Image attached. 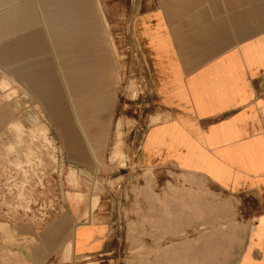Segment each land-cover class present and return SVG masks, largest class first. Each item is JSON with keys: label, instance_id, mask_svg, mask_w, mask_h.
Instances as JSON below:
<instances>
[{"label": "crops", "instance_id": "0c3cea01", "mask_svg": "<svg viewBox=\"0 0 264 264\" xmlns=\"http://www.w3.org/2000/svg\"><path fill=\"white\" fill-rule=\"evenodd\" d=\"M116 1L104 0L109 34L151 72L139 103L153 122L137 162L210 188L128 189L125 207L135 209L128 213L120 206L124 188L82 182L94 174L70 171L64 182L52 173L44 194L49 216L11 221L0 264H264V0H119V10ZM10 6L0 11L11 16L0 20V34L11 31V43L0 45L9 55L0 60H19L17 72H27L31 21L42 13L33 0ZM209 196L249 201L242 247L235 234L225 253L223 233L204 230L240 221L239 209L226 223L209 219ZM176 228L197 231L177 239Z\"/></svg>", "mask_w": 264, "mask_h": 264}, {"label": "rangeland", "instance_id": "374dc122", "mask_svg": "<svg viewBox=\"0 0 264 264\" xmlns=\"http://www.w3.org/2000/svg\"><path fill=\"white\" fill-rule=\"evenodd\" d=\"M33 1L39 6L34 10L42 13L43 23L38 16L31 21L28 71L21 67L17 72L23 64L19 60H0V240L11 239V221L49 216L44 194L50 190L49 178L54 173L62 175L64 182L70 171L86 177L94 174L97 178L82 182L93 187L124 188L126 195L120 197V206L128 213H135V209L125 207L130 198L128 189L210 188L199 178L137 162L140 138L153 122L139 103L151 86V72L136 67L135 53L121 46L119 35L109 34L104 0ZM25 3L0 0V11L10 4ZM116 9H120L119 0ZM10 18L0 13V20ZM112 23L119 28V21ZM8 31L0 34V45L11 43ZM20 35L22 31L16 32L17 41ZM6 52L0 56L9 55ZM222 199L224 204L216 207L214 204ZM208 200L213 201L208 207L209 219L219 215L226 223L233 209H239L240 221L237 228L204 230L209 235L223 233L225 253L226 242L236 239L235 234L242 247L249 201L217 196ZM192 213V218L200 219L199 212ZM179 215L183 218L182 213ZM196 231L176 228V238Z\"/></svg>", "mask_w": 264, "mask_h": 264}, {"label": "bare ground", "instance_id": "6f19581e", "mask_svg": "<svg viewBox=\"0 0 264 264\" xmlns=\"http://www.w3.org/2000/svg\"><path fill=\"white\" fill-rule=\"evenodd\" d=\"M154 225H156V224H154ZM214 228V227H213ZM149 230V229H148ZM156 230H157V228H156ZM159 230V229H158ZM147 231V230H146ZM171 231H173V229L171 230ZM174 232V231H173ZM180 233V232H179ZM213 233H215V232H213ZM175 235V234H174ZM178 235V234H177ZM179 238V237H178ZM190 238V237H189ZM192 238H193V236H192ZM172 239V238H171ZM172 241V240H171ZM167 242V241H166ZM170 242V241H169ZM141 243H142V241H141ZM202 243V242H201ZM164 244H165V242H164ZM169 244V243H168ZM168 244H166V245H168ZM174 245V244H173ZM171 247V246H170ZM190 247V246H189ZM173 248V247H172ZM170 249V248H169ZM168 249V250H169ZM164 250H166V249H164ZM171 250V249H170ZM166 254H168V253H166ZM166 257V256H165ZM180 259V258H179ZM173 260V259H172Z\"/></svg>", "mask_w": 264, "mask_h": 264}]
</instances>
